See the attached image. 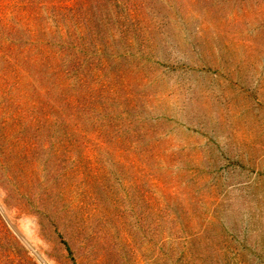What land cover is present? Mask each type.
I'll return each instance as SVG.
<instances>
[{
  "label": "rangeland",
  "instance_id": "obj_1",
  "mask_svg": "<svg viewBox=\"0 0 264 264\" xmlns=\"http://www.w3.org/2000/svg\"><path fill=\"white\" fill-rule=\"evenodd\" d=\"M0 264H264V0H0Z\"/></svg>",
  "mask_w": 264,
  "mask_h": 264
},
{
  "label": "trees",
  "instance_id": "obj_2",
  "mask_svg": "<svg viewBox=\"0 0 264 264\" xmlns=\"http://www.w3.org/2000/svg\"><path fill=\"white\" fill-rule=\"evenodd\" d=\"M58 66L53 64L54 73L50 77L51 79H53V81L55 80V83L60 82L63 76H65V78L70 77V71L67 72L69 75L63 74V71L59 70Z\"/></svg>",
  "mask_w": 264,
  "mask_h": 264
}]
</instances>
